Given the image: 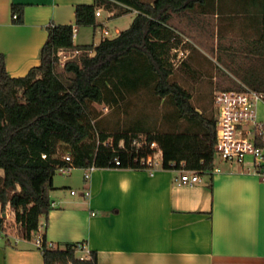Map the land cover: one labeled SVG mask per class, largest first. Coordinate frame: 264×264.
Masks as SVG:
<instances>
[{
	"label": "trees",
	"instance_id": "16d2710c",
	"mask_svg": "<svg viewBox=\"0 0 264 264\" xmlns=\"http://www.w3.org/2000/svg\"><path fill=\"white\" fill-rule=\"evenodd\" d=\"M202 0H95L76 6V23L48 25V38L40 52L41 63L23 76H12L6 55L0 52V201L15 209L18 232L31 238L39 229L42 215L52 209L50 191L60 166L142 168L140 159L153 152L150 145L137 147L133 141L143 134L157 141L163 151V167L207 171L214 168L216 121L192 103L190 91L172 80L171 53L179 48L180 37L172 25L175 13L186 12ZM113 4L136 11L131 25L98 44L76 45V27L96 24L97 8ZM13 21L24 23L25 6L13 4ZM17 17H14V15ZM252 50L232 51L233 69L240 82L225 89L245 86L264 90V48L253 41ZM82 53L63 63L70 76L57 71L61 51ZM79 58V59H76ZM150 90L168 98L178 118L189 126L181 131H154L130 126L112 133L95 128L94 104L118 102L126 93ZM105 142L109 143L106 146ZM62 145L69 148L65 160ZM46 154V157H43ZM115 157L121 159L116 166ZM44 264H98V252L78 254L79 244L63 247L41 235Z\"/></svg>",
	"mask_w": 264,
	"mask_h": 264
},
{
	"label": "crops",
	"instance_id": "0c3cea01",
	"mask_svg": "<svg viewBox=\"0 0 264 264\" xmlns=\"http://www.w3.org/2000/svg\"><path fill=\"white\" fill-rule=\"evenodd\" d=\"M94 2L0 0V52L9 73L23 76L40 65L48 25H75L76 6ZM13 4L25 6L24 23L13 21ZM126 8L100 5L96 24L86 26L94 34L101 26L99 42L113 38L121 29L111 33L102 21L104 11L109 18L136 15ZM185 15L190 23L213 20L219 39L233 43L224 52L232 74L240 59L232 62L230 52L243 56L258 40L264 48V0H202ZM77 33L74 43L87 45L77 41ZM258 117L264 120V104ZM180 175L175 168L161 167L151 175L144 168L97 167L89 178L84 175L80 194L72 189L70 195H54V185L48 218L40 217L34 237L15 233L0 240V264H44L36 242L44 233L54 245L82 244L80 256L96 250L98 264H264V179L253 158L242 163L215 158L214 168L193 185L178 184Z\"/></svg>",
	"mask_w": 264,
	"mask_h": 264
},
{
	"label": "rangeland",
	"instance_id": "374dc122",
	"mask_svg": "<svg viewBox=\"0 0 264 264\" xmlns=\"http://www.w3.org/2000/svg\"><path fill=\"white\" fill-rule=\"evenodd\" d=\"M120 11V9L116 10L117 13ZM108 13V11H104L102 21L107 24L112 34L115 33L116 28L121 30L128 28L135 16L134 13H127L109 18ZM199 19L197 23H190L185 12L174 15L172 24L181 40L178 49L184 54H179L175 50L171 53L174 64L172 80L177 81L190 91L191 101L200 112L208 116H215V93L237 81L229 71L230 69L226 67V61L228 62L230 58L224 53L225 47L231 46L229 44L233 43L219 39L213 20ZM100 29L101 26L94 34L93 27L81 26L77 33V41L88 44L98 43L101 37ZM238 59L241 60V58ZM63 62L64 59L59 62L57 71L63 78H66L70 74L64 71ZM125 96L118 102L106 101L94 104L96 133L100 129L112 133L130 126H140L154 131H181L189 126L185 119L176 116L174 106L168 98H160L148 89H142L138 93H126ZM61 152L68 154L69 148L62 145ZM86 172V168H73L68 173L58 170L53 179L56 187L54 195H70L72 189L80 194ZM13 233L15 234V232ZM34 236L35 232L32 237ZM37 236L41 237V235ZM5 238L0 237V240Z\"/></svg>",
	"mask_w": 264,
	"mask_h": 264
},
{
	"label": "built area",
	"instance_id": "2783aa9c",
	"mask_svg": "<svg viewBox=\"0 0 264 264\" xmlns=\"http://www.w3.org/2000/svg\"><path fill=\"white\" fill-rule=\"evenodd\" d=\"M100 10H97L96 15H100ZM14 17H17L15 14ZM77 29H75L74 37ZM175 52L184 54L183 51L175 49ZM82 50L77 49L74 52L61 51L60 61L64 62L79 56ZM63 62V63H64ZM264 104V90H256L249 87L244 89H223L219 90L214 95L215 121H216V147L215 158H220L223 161L232 163H242L249 156L253 158L256 168L260 171L264 179V120L258 117V106ZM133 143L137 146L145 144L150 145L153 152L147 157H142L139 161L142 168L148 170L151 175L163 167V151L157 141L148 142L144 135L135 138ZM106 146L109 143L105 142ZM43 154V157H46ZM65 160L71 161L70 154L62 156ZM114 163L116 166L121 164V159L115 157ZM73 166H60L58 170L64 173L70 172ZM97 166L93 163L87 167L85 178H89L91 171ZM181 175L177 178L178 184L193 185L201 181L202 171L196 169L179 168ZM204 172V171H203ZM76 191L73 190L72 193ZM90 192L86 191V195ZM8 213V217L4 218L2 214ZM15 209L10 204L2 207L0 201V237H10L13 232H18V223L16 221ZM36 242L39 247L42 245V238L37 236ZM52 245V243H51ZM79 249H82V244H79Z\"/></svg>",
	"mask_w": 264,
	"mask_h": 264
},
{
	"label": "water",
	"instance_id": "95a60500",
	"mask_svg": "<svg viewBox=\"0 0 264 264\" xmlns=\"http://www.w3.org/2000/svg\"><path fill=\"white\" fill-rule=\"evenodd\" d=\"M2 216H3L4 218H7V217H8V213H7V212H4V213L2 214Z\"/></svg>",
	"mask_w": 264,
	"mask_h": 264
}]
</instances>
